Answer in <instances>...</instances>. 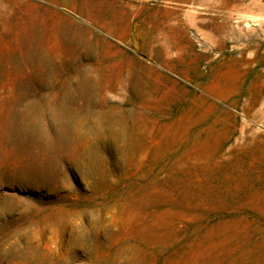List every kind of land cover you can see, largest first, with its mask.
<instances>
[{"label":"rangeland","instance_id":"obj_1","mask_svg":"<svg viewBox=\"0 0 264 264\" xmlns=\"http://www.w3.org/2000/svg\"><path fill=\"white\" fill-rule=\"evenodd\" d=\"M252 2L0 0V264H264Z\"/></svg>","mask_w":264,"mask_h":264},{"label":"crops","instance_id":"obj_2","mask_svg":"<svg viewBox=\"0 0 264 264\" xmlns=\"http://www.w3.org/2000/svg\"><path fill=\"white\" fill-rule=\"evenodd\" d=\"M258 3V2H257ZM247 17L251 20H257L258 24L251 23L246 30L247 40L244 43L238 45H231L228 47L223 44L224 50H234L233 47L241 48L245 47L241 53H245L248 60H251L253 67L257 70H264V6L255 3H249L247 7ZM222 35H226L222 32ZM261 64H263L261 66ZM256 75H259L258 73Z\"/></svg>","mask_w":264,"mask_h":264}]
</instances>
